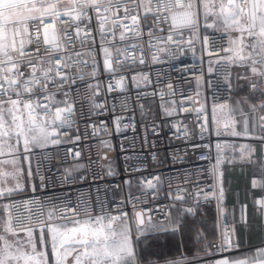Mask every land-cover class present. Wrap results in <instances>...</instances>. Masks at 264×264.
Returning <instances> with one entry per match:
<instances>
[{
  "label": "snow or ice",
  "instance_id": "obj_1",
  "mask_svg": "<svg viewBox=\"0 0 264 264\" xmlns=\"http://www.w3.org/2000/svg\"><path fill=\"white\" fill-rule=\"evenodd\" d=\"M149 18L153 21L147 29L149 49L155 48L153 41L180 44L185 32L191 36L216 24L234 34L235 47L227 49L232 53L229 59L250 71V87L259 92L260 102L247 108V102H242L238 109L222 106L233 117L224 130L248 139L240 147L239 158L259 165L261 178L253 181V187L264 189V0H0V264H140L134 244L142 236L182 233L178 217L165 213L164 222L157 221L146 217L135 203L115 215L103 206L93 214L85 205L80 218L75 210L70 215L60 212L57 216L59 210L45 214L42 204L18 199L23 191L22 161L62 142V135L75 123V101L69 99L72 85L85 75L94 78L83 69L95 68L96 63L82 60L85 53L77 44L80 49L90 44L88 53L98 48L104 69L113 74L125 60L136 62L134 56L121 57L137 48L142 64L140 22ZM216 149L215 163L207 170L213 178L224 163L219 143ZM235 155L232 146L229 163ZM66 171L71 182L72 172ZM148 188L155 191L156 185L148 181ZM217 191L216 187L201 189L195 194L194 207H199L201 196L217 198ZM176 192L174 201L184 203L186 196L181 193L186 190ZM256 203L260 216L254 222L264 232V198ZM186 214H194V208ZM241 223L249 228L253 223L243 209ZM206 239L197 237L198 242ZM212 249L221 255L209 264H264V242L242 250L235 227L226 228L218 243L206 244L192 258L182 256L169 264H205V256H214Z\"/></svg>",
  "mask_w": 264,
  "mask_h": 264
},
{
  "label": "built area",
  "instance_id": "obj_2",
  "mask_svg": "<svg viewBox=\"0 0 264 264\" xmlns=\"http://www.w3.org/2000/svg\"><path fill=\"white\" fill-rule=\"evenodd\" d=\"M151 27L150 18L140 22L142 37L138 42L144 48V63L138 62L141 52L137 48L121 57L134 56L136 62L125 60L114 74L104 69L98 48L88 53L90 44L85 49L77 44L85 53L82 60L95 61V68L83 69L94 78L85 75L72 85L69 99L75 101V123L62 135L60 144L30 156L35 186L18 199L42 204L45 214L59 210L57 216L60 212L70 215L75 210L80 218L85 205L93 214L103 206L115 215L135 203L146 217L161 222L165 213L195 216L211 209L217 236L206 239L204 247L218 243L221 232L233 228L226 215L224 171L232 146L240 148L249 141L231 136L224 124L233 118L228 107L236 91L234 72L248 69L229 59L232 53L227 49L234 47L231 35L216 25L191 36L185 32L180 44L153 41L155 48L149 49L147 29ZM249 94L260 102L259 93L252 92L250 86ZM249 94L242 98L248 99ZM217 143L224 163L213 178L207 170L215 163L212 157ZM66 166L72 172L71 182ZM148 181L156 185L155 191L148 188ZM213 187L218 189L217 198L205 200L201 196L199 207H194L195 194ZM177 188L186 190L181 193L186 196L182 204L174 201ZM188 208H194V214H186ZM212 252L214 256H205V264L220 258L215 249Z\"/></svg>",
  "mask_w": 264,
  "mask_h": 264
},
{
  "label": "crops",
  "instance_id": "obj_3",
  "mask_svg": "<svg viewBox=\"0 0 264 264\" xmlns=\"http://www.w3.org/2000/svg\"><path fill=\"white\" fill-rule=\"evenodd\" d=\"M216 28L219 30L225 29L220 24H216ZM225 31L231 35L232 42L234 34L228 32L226 29ZM232 80L236 91L230 102V107L238 109L242 102H247L244 104V107L247 108L248 104L252 102L258 103L255 95L249 94V86L253 83V77L249 70H236ZM257 93L259 92L257 91ZM244 94H249V98L246 100L243 99L242 95ZM256 115L259 116L260 113H257ZM237 118H239L238 114ZM235 150L236 155L233 162H228L225 167L222 186L225 192L227 218L232 226L238 231L242 250H247L255 248L264 242V232L259 231L254 222L256 218L260 216V212L258 211L259 205L256 201L264 198V189L259 186L255 188L253 187V181L261 178L259 165L242 161L239 158L240 148H236ZM230 158H232V152ZM253 160H255V157H253ZM22 163L23 174L20 179V184L23 191L19 192L18 196L29 193L35 186L30 157L22 161ZM242 209L246 219L253 221L251 228L241 223ZM172 217L179 218V223L183 225L182 233L173 234L171 232H161L159 234L156 233L149 235L151 243L156 242L157 244H162L160 242L161 238L167 241L173 238V240L179 242L176 256L169 258L163 257L165 260L186 255L193 256L194 253L203 248L202 242H198L197 240L198 235L204 236L208 239H213L217 236V221L211 209L199 212L195 216H183L174 212ZM183 242H185V245H183ZM153 244L151 245L152 247ZM166 262L167 261H163L157 264H164Z\"/></svg>",
  "mask_w": 264,
  "mask_h": 264
},
{
  "label": "rangeland",
  "instance_id": "obj_4",
  "mask_svg": "<svg viewBox=\"0 0 264 264\" xmlns=\"http://www.w3.org/2000/svg\"><path fill=\"white\" fill-rule=\"evenodd\" d=\"M113 164H115V162H113ZM70 168V166H66V167H64V170H68ZM159 233H161V232H159ZM158 233V234H159ZM163 233V232H162ZM150 236L148 235V236H142L141 238H140V240L138 241V242H135V244H134V246H135V250H136V252L138 253V255H139V257H140V262H141V264H157V263H160V262H163V261H171V260H175V259H178V258H180V257H178V258H171V259H169V260H165L163 257H167L166 256V254H163L162 256L160 255V253H157V251L158 250H153V253H151V256L148 258V261H146V262H144L143 261V259H142V257H141V253H140V249H139V246H140V244L142 245V246H144L145 248H151L152 246V244H153V246H155V244H156V242H153V243H151V240H150V238H149ZM162 239V238H161ZM160 239V242L162 243V244H165L166 243V241L167 240H161ZM208 239V238H207ZM169 240H173V238H171V239H169ZM206 240H202L201 242H202V245H203V243L205 242ZM146 253V252H145ZM158 255H159V257H158ZM187 256V255H186ZM165 264V263H164Z\"/></svg>",
  "mask_w": 264,
  "mask_h": 264
},
{
  "label": "trees",
  "instance_id": "obj_5",
  "mask_svg": "<svg viewBox=\"0 0 264 264\" xmlns=\"http://www.w3.org/2000/svg\"><path fill=\"white\" fill-rule=\"evenodd\" d=\"M183 245H185V242H183ZM178 248H179V242L177 240H168L165 244L156 243L155 246L151 248H145L141 244L139 246L141 257L144 262L148 261V258L151 256V253H153V250L154 251L158 250L157 253H160L161 256L163 254H166L167 257H164V258H169V257L176 256L177 254L176 252Z\"/></svg>",
  "mask_w": 264,
  "mask_h": 264
}]
</instances>
